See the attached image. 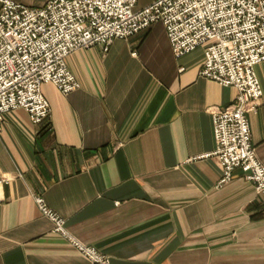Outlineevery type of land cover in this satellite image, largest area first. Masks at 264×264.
<instances>
[{"label": "crops", "instance_id": "obj_1", "mask_svg": "<svg viewBox=\"0 0 264 264\" xmlns=\"http://www.w3.org/2000/svg\"><path fill=\"white\" fill-rule=\"evenodd\" d=\"M203 60V47L176 59L157 22L104 52L67 55L79 86L42 85L45 122L33 125L22 108L4 113L0 264L87 263L36 195L109 264H264V196L240 170L218 185L213 155L209 108L229 106L237 91L199 75ZM255 72L263 94L248 119L264 165V62Z\"/></svg>", "mask_w": 264, "mask_h": 264}, {"label": "built area", "instance_id": "obj_2", "mask_svg": "<svg viewBox=\"0 0 264 264\" xmlns=\"http://www.w3.org/2000/svg\"><path fill=\"white\" fill-rule=\"evenodd\" d=\"M136 2L47 0L28 7L0 0V125L5 112L18 108L33 125L48 120L50 105L42 85L51 83L61 94L79 86L65 63L75 49L98 45L104 52L114 40L162 22L176 59L203 47L199 75L237 91L229 106L209 108L213 155L222 172L218 185L240 170L264 196V165L252 144L248 119L263 94L255 65L264 62V0H153L140 8ZM7 181L0 177V196ZM33 199L53 230L86 257V264H109L107 255L78 241L41 196Z\"/></svg>", "mask_w": 264, "mask_h": 264}]
</instances>
